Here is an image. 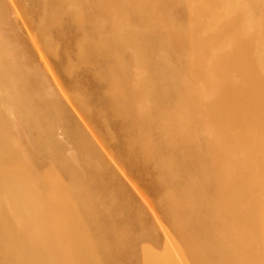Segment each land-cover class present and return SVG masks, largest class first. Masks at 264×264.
<instances>
[{
	"label": "bare ground",
	"instance_id": "bare-ground-1",
	"mask_svg": "<svg viewBox=\"0 0 264 264\" xmlns=\"http://www.w3.org/2000/svg\"><path fill=\"white\" fill-rule=\"evenodd\" d=\"M42 7L64 82L0 27V264H264V0Z\"/></svg>",
	"mask_w": 264,
	"mask_h": 264
},
{
	"label": "rangeland",
	"instance_id": "rangeland-1",
	"mask_svg": "<svg viewBox=\"0 0 264 264\" xmlns=\"http://www.w3.org/2000/svg\"><path fill=\"white\" fill-rule=\"evenodd\" d=\"M0 1L4 6V14H5V20L0 22V27L4 31H6V33L13 32V36L11 37V40L26 46L27 50H29L31 54L33 62L43 69L45 75L49 79H50L49 70L51 69V71L55 74L57 80L64 82V78L66 76L62 72V67L61 66L59 67L60 58L58 56L51 55L48 51L50 43L53 41L49 43L45 42V38L42 37L38 31V26L42 21L41 17L42 19H44L45 17L42 11L43 8L42 5L43 3H45L46 0H36L35 4H33L32 0H0ZM36 5L37 7H39L38 10H34ZM178 13L180 12L173 11L170 16L173 17V21H174L173 24L175 26H177L178 25L177 23H179L178 16L180 14ZM77 37L78 36H76L75 40H77ZM59 43L61 44V42ZM64 51H65V45H62L60 48L59 55L60 56L64 55L65 53ZM44 63L45 64L47 63L49 70L48 67L44 65ZM78 77H80L82 80H85L88 77V74L82 71L81 73L78 74ZM50 86H53L51 82H50ZM72 115L75 119H77L73 114V112ZM11 118L14 117L11 115ZM66 146L67 144H65V149ZM128 190L130 191V195L128 197L132 206L134 207L136 206L138 209L143 210L139 197L131 190V188H128ZM147 217L148 216L146 215V218ZM148 218H150V216ZM178 253H180V255L181 253L184 254V249L180 247V250L178 251V249H175L174 246L171 247L169 254H171L173 258L176 259V257L179 256ZM141 263H142V259L140 261V264Z\"/></svg>",
	"mask_w": 264,
	"mask_h": 264
}]
</instances>
